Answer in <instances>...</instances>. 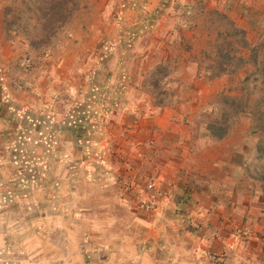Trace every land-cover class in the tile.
Returning <instances> with one entry per match:
<instances>
[{
    "label": "rangeland",
    "instance_id": "1",
    "mask_svg": "<svg viewBox=\"0 0 264 264\" xmlns=\"http://www.w3.org/2000/svg\"><path fill=\"white\" fill-rule=\"evenodd\" d=\"M170 1L131 0L134 7L122 5L120 13L144 20L131 28L116 25L118 7L112 8L107 29L119 25V32L132 37L115 40L109 34L102 36L94 51L80 54L74 70L61 79L56 70L60 52L66 41L75 43L68 24L77 14L86 22L94 2L69 1L68 20L56 27L50 18L46 29L44 23L50 17L44 11L50 4L47 0H4L0 199L7 193L12 202L0 203V264H72L78 255H88L92 264H98L102 247L105 252L118 240L138 238L140 230L135 226H146L143 221L154 217L161 204L179 190L184 175L171 164L175 155L154 151V144L176 142L172 133L155 132L147 125L164 107L194 106L195 115L182 118L190 127L191 145L229 136L235 143L244 142L246 173L260 181L264 159L259 158L258 143L262 133L252 132L250 116L234 115L221 139L214 138L212 134L217 132L208 128L220 119V110L232 111L222 96L245 99L242 80L254 70L246 63L213 79L203 76V67L217 65L213 58L220 41L215 38L226 27L213 12L228 17L231 8L204 10L200 0L189 4L176 0L168 6ZM232 9L237 18L247 21L250 46L263 42L264 5ZM156 19L160 25L151 29ZM89 23L92 19L83 27ZM153 51L157 56L149 61ZM241 53L248 58L250 51L242 48ZM261 53L264 55V48ZM231 65L224 63L228 68ZM158 67L164 70L158 73ZM196 78L204 83L194 84ZM212 80L218 85L210 83ZM253 85L249 82V87ZM257 95L253 93L249 100ZM17 111L36 121L32 127L36 136L23 143L26 157L5 145L12 128L9 116ZM69 112L73 113L72 126L66 127L64 115ZM104 180L119 186L114 193L124 196L125 209L110 191L102 192ZM197 186L191 178L183 182V188L190 191Z\"/></svg>",
    "mask_w": 264,
    "mask_h": 264
},
{
    "label": "crops",
    "instance_id": "2",
    "mask_svg": "<svg viewBox=\"0 0 264 264\" xmlns=\"http://www.w3.org/2000/svg\"><path fill=\"white\" fill-rule=\"evenodd\" d=\"M89 1L94 2L93 11L85 21L92 19V23L84 28L83 23L86 22H82L80 14H77L68 24L73 30L75 43H72V39L66 41L60 52L56 70L61 79L66 77L67 72L71 73L74 70L73 66L78 64L80 54L94 51L95 44L103 39L102 36L109 34L112 39L132 37L128 36V33L124 34V31L119 32V25L114 30L113 25L107 29L106 23L111 21L112 8L118 7L116 25L122 23L131 28L141 21L144 22L143 19L138 21L133 14L125 16L123 12L120 13V7L124 4L135 6L131 0ZM175 1H170L168 6ZM178 1L189 4L193 0ZM200 1L204 4V10L230 7V12L226 14L235 26L244 29L248 42V26L245 24L247 21L237 18L232 8L258 6L259 3L264 5V0ZM4 6V0H0V39L6 37ZM97 17L100 20L97 19L95 22ZM152 22L151 29L159 24L160 20ZM4 50H7V47ZM153 53L150 54L149 61L157 54L154 51ZM193 82L196 85L204 83L198 78ZM210 83L218 85L217 80ZM178 108L180 110L161 108L153 116L152 124L147 125L155 132L160 131L164 134L168 131L175 138L176 142L168 140L154 144V151L175 155L174 163L168 162L180 167L183 172L181 187L168 201L161 204L159 210L153 214L154 217L147 222L143 221L146 226H135L140 230L138 238L121 240L122 242L118 240L113 244L114 247L110 246L105 250L106 253L102 247L101 255L97 258L98 264H264V183L246 173L245 162L248 152L244 142L235 143L233 137L229 136L222 140H208L191 145L188 143L191 139L190 127L182 123V118L193 117L194 106L187 103L186 106L179 105ZM27 116V113L19 111L10 114L12 128L5 141L6 146L16 151L20 150V156L23 157H26L23 143L31 136H36L32 131L36 121ZM72 117L73 113L70 112L64 115L66 127L72 126ZM27 118H31V121L29 122ZM190 178L198 185L191 191L183 188V182L188 183ZM103 179L105 177L101 178ZM102 186V189H105L102 192L110 191L118 199L117 203H122L119 204L122 205L121 208L125 209L124 196L120 197L114 193L115 189L119 192V186L113 185L111 180H104ZM2 197L1 205L12 202L9 194L6 193ZM173 198L178 201L174 203ZM76 228L72 224V229ZM130 250L133 255L126 254ZM121 254H125V257H121ZM87 256L78 255L76 260H72V264H92Z\"/></svg>",
    "mask_w": 264,
    "mask_h": 264
},
{
    "label": "trees",
    "instance_id": "3",
    "mask_svg": "<svg viewBox=\"0 0 264 264\" xmlns=\"http://www.w3.org/2000/svg\"><path fill=\"white\" fill-rule=\"evenodd\" d=\"M71 0H47L49 6L44 8L45 16L50 15L49 18L46 19L47 22L44 23V28H48L50 24V18L53 19L54 25L56 27L64 24L70 14L71 9L68 8V2ZM217 14L221 19L219 23H225L226 27L224 30H219L215 39L218 45L216 47L215 57L213 61L216 62L215 66H205L202 68L204 73V77L207 79H213L225 73H232L238 67L245 65L246 63H250L253 65L254 70L248 74L242 80V90L245 91V99L241 97H227L222 96V100H224L225 104H228L232 109L233 113L226 109L220 110L221 117L217 121H214L211 126L208 128L212 131H216L217 134H212L214 138L221 139L226 135L228 122L232 119L234 115L237 113H244L250 116L251 118V128L254 133H262L260 137V142L258 143V153L259 158L264 159V55L261 51L264 48V41L256 44L254 46H250L248 41L246 40L245 32L235 26L234 22L231 21L228 17L223 14L218 13L217 11L213 12ZM242 48H248L250 53L249 57L245 58L242 53ZM232 63V67L228 68V66H224V63ZM164 70L163 67H158V73ZM201 68L197 69L198 75L200 73ZM158 80H156L157 83ZM249 82H253V87H249ZM255 92H258L257 97H251L250 95H255ZM260 181L264 183V166L260 175L258 177Z\"/></svg>",
    "mask_w": 264,
    "mask_h": 264
},
{
    "label": "built area",
    "instance_id": "4",
    "mask_svg": "<svg viewBox=\"0 0 264 264\" xmlns=\"http://www.w3.org/2000/svg\"><path fill=\"white\" fill-rule=\"evenodd\" d=\"M245 233H247V231H245Z\"/></svg>",
    "mask_w": 264,
    "mask_h": 264
}]
</instances>
